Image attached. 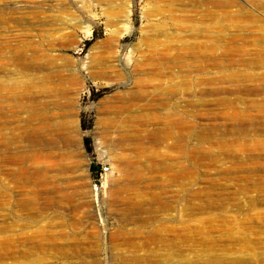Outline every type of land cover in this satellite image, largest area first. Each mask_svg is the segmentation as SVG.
I'll return each instance as SVG.
<instances>
[{
    "label": "rangeland",
    "instance_id": "374dc122",
    "mask_svg": "<svg viewBox=\"0 0 264 264\" xmlns=\"http://www.w3.org/2000/svg\"><path fill=\"white\" fill-rule=\"evenodd\" d=\"M0 264H264V0H0Z\"/></svg>",
    "mask_w": 264,
    "mask_h": 264
},
{
    "label": "trees",
    "instance_id": "16d2710c",
    "mask_svg": "<svg viewBox=\"0 0 264 264\" xmlns=\"http://www.w3.org/2000/svg\"><path fill=\"white\" fill-rule=\"evenodd\" d=\"M99 169H100V167H98V166H92L91 167V170H92V172H98L99 171ZM98 178V177H97Z\"/></svg>",
    "mask_w": 264,
    "mask_h": 264
},
{
    "label": "built area",
    "instance_id": "2783aa9c",
    "mask_svg": "<svg viewBox=\"0 0 264 264\" xmlns=\"http://www.w3.org/2000/svg\"><path fill=\"white\" fill-rule=\"evenodd\" d=\"M108 171V168L107 167H104V168H102V173L101 174H104V173H106Z\"/></svg>",
    "mask_w": 264,
    "mask_h": 264
},
{
    "label": "bare ground",
    "instance_id": "6f19581e",
    "mask_svg": "<svg viewBox=\"0 0 264 264\" xmlns=\"http://www.w3.org/2000/svg\"><path fill=\"white\" fill-rule=\"evenodd\" d=\"M202 1H208V2L212 1L213 2V1H216V0H202Z\"/></svg>",
    "mask_w": 264,
    "mask_h": 264
}]
</instances>
